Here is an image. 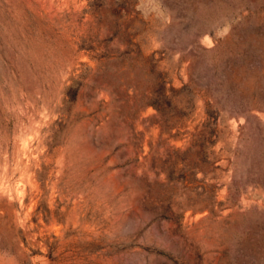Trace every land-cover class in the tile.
<instances>
[{"label": "rangeland", "instance_id": "1", "mask_svg": "<svg viewBox=\"0 0 264 264\" xmlns=\"http://www.w3.org/2000/svg\"><path fill=\"white\" fill-rule=\"evenodd\" d=\"M0 264H264V0H0Z\"/></svg>", "mask_w": 264, "mask_h": 264}]
</instances>
